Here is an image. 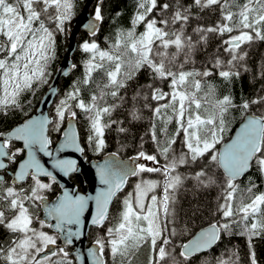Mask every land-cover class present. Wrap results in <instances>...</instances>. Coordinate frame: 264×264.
<instances>
[{
	"label": "snow or ice",
	"instance_id": "obj_1",
	"mask_svg": "<svg viewBox=\"0 0 264 264\" xmlns=\"http://www.w3.org/2000/svg\"><path fill=\"white\" fill-rule=\"evenodd\" d=\"M74 7V0H0V57H3L0 58L3 86L0 115L23 111L24 94H34L35 85L47 83L48 67L55 59V32L66 30V23L75 14ZM193 7L198 12H219L220 19L214 26L197 25L189 34L190 22L196 18ZM103 19L97 7L94 21L102 23ZM49 24L55 26V31ZM131 25L117 33L114 51L101 50L95 42L82 45V50L91 54L83 84L91 85L97 71H103L106 77L105 83L96 85L97 91L89 102L80 97L81 88L73 85V90L67 92L56 107L54 119L31 118L0 140V227L12 237L7 247L0 245V264H77V261L85 264L82 253L73 256L58 239L62 238L64 245L71 246L82 237L83 217L90 202L95 204L91 223L104 227L113 198L124 189L130 177L141 179L135 184L134 192L126 194L118 225L107 229L108 235L114 238L106 241L98 237L95 247L88 250L92 264H109L106 259L109 253L112 264L118 261L132 264L131 258L144 245H148L152 253L149 264H197L201 254L225 236L244 235L251 245L253 237L264 235V191L255 193L258 185L252 183L251 178L245 189L241 190L239 185L240 178L253 168L264 177V111L257 114L252 109V105L264 109V96L238 105L231 95L216 97L215 86L207 80L218 75L230 83L233 78L239 79L242 72L249 71L248 52L243 46L264 42V0H244L243 3L192 0L191 5L181 0L172 3L136 0ZM141 25L143 31L137 33ZM91 27L95 36L96 24ZM210 35H227L222 41L227 58L222 59L221 50L217 49V55L210 61L211 67L200 71L194 67L196 54L206 50ZM143 70L148 71L151 80L145 86L148 91H137L131 96L127 114L129 122L135 123L145 119L144 109L151 112L146 134L155 147V154L144 151L143 143L129 164L118 161L117 154L111 153L109 161L97 165L100 184L104 187L95 197L74 195L65 190L55 203L49 202L46 194L52 192L57 183L53 170L64 176L79 171L77 161L61 158L62 154L66 151L85 153L71 123L63 131V142L55 149L51 132L61 131L66 114L69 120H75L78 113L74 109H79L89 120L87 145L97 153L104 151L106 129L116 124L117 132L129 131L121 126L124 121L112 119V114L125 106L129 100L125 92ZM260 76L264 79V69ZM156 82L167 84L169 91ZM109 98L112 103L108 102ZM150 100L156 104L149 103ZM237 108L246 114L244 123L221 150L217 145L222 144L224 134L230 131L229 114ZM173 122L176 127L170 133L169 125ZM3 136L0 133V137ZM17 141L22 142L21 147L16 146ZM40 154L48 160L42 162ZM158 157H162L163 164ZM139 161L151 162L154 166ZM199 162L222 170L224 202L218 205L217 211L223 222L212 223L194 234L179 246L177 253L172 238L180 233L175 226L169 227L176 221L177 193L189 180L194 182L193 187L203 189L217 184L216 177L203 167L187 175L179 171ZM144 173L161 174L163 184L159 180L143 179ZM157 189H162L161 195L156 194ZM238 192L240 203L234 207ZM245 196L247 203H244ZM37 207L46 209L48 222L34 216L31 209ZM34 220L39 227L33 226ZM234 226L241 231L236 233ZM44 229H52L55 235ZM233 256L237 257L235 261L220 259L217 264H238L237 253ZM250 259L251 264H257L254 251L250 252ZM205 264L209 262L205 260Z\"/></svg>",
	"mask_w": 264,
	"mask_h": 264
},
{
	"label": "trees",
	"instance_id": "obj_2",
	"mask_svg": "<svg viewBox=\"0 0 264 264\" xmlns=\"http://www.w3.org/2000/svg\"><path fill=\"white\" fill-rule=\"evenodd\" d=\"M86 0H74L75 7L73 9L74 16L70 22L66 23V27L68 33L66 31L60 33L55 32V40H57L56 44V52L55 59L51 61L48 67V72L50 75L47 78V83L35 85L34 94L31 92H26L22 97L23 100V111H10L8 115H0V133L10 130L13 126L17 125L29 115H31L41 96L45 92L48 83L50 82L56 67L60 63L62 56L64 54L65 47L67 45L68 34L71 29V23L85 4ZM162 2L172 3L173 0H162ZM181 2L185 5H191L192 0H181ZM244 0H237L236 3H243ZM99 7L101 9V13L104 17L103 22H99L98 31L95 36L92 33L82 32L78 36V46L72 57L74 70L72 73L63 79L60 82L59 93L55 99V102L51 108V116L52 119L55 118V109L59 105L61 99L64 98L65 94L71 90H73V85H77L81 88L80 97L84 99L87 103L90 100V96L97 91L96 85L103 84L106 82V77L103 74V71H97L93 74V82L91 85L85 86L83 84V79L86 74V64L91 59L90 53H85L80 47L81 43L85 42H95L99 45L101 50L104 51H114L113 45L117 38V33L122 29H129L132 27L131 21L133 19L135 8H136V0H102L97 3H93L91 6V13L94 16V12L96 8ZM193 14L196 18L192 19L190 22V26L188 28V33L192 34V28L197 25L203 26H214L216 22L220 19L219 12H213L211 10H205L204 12H198V10L193 7ZM50 29L55 31L54 25ZM54 27V28H53ZM143 31V25H141L137 29V33ZM236 33H233V35ZM227 35L225 36H209V42L207 44L206 50H201L196 54V63L194 67L197 70L203 71L205 67H211L210 61L217 55V49H220V55L222 59L227 58V53L223 52L222 41L227 39ZM195 39V36H194ZM244 50L248 52V58L246 60V64L248 66V72H242V75L239 79L233 78V80L229 83L224 81L218 75H213L208 77L215 78L218 84H221V87L216 89L217 96L223 97L225 95H231L234 98V102L236 104H241L243 101H251L253 99H257L259 97L264 96V79L261 78L260 72L264 69V42H255L251 45H244ZM3 58V57H0ZM107 67V63H105ZM192 67V66H186ZM215 71V70H214ZM150 77L147 70H143L139 73L135 80L130 82L129 88L126 90L125 95L129 98L126 100L125 106L117 109L112 114V119L114 120H122L124 121L123 127L129 129L126 134H122L116 131L117 125L113 124L111 128L106 129L105 131V141L107 147L102 152H95L91 147H89L86 143L87 137L90 134L89 129V120L86 117V114L83 113L79 109H74L77 111L78 116L76 118L77 125L79 129L80 139L83 147H85V157L88 160L100 159L104 155L108 153H116L124 158H132L138 154L141 150L140 145L143 143V150L149 154H155V147L149 139L148 133L150 121L149 117H151V112L147 109H144L145 119L140 122L130 123L128 118V107L130 106V98L137 91L147 92V88L145 87L148 83H150ZM159 86L163 87L165 91H169L167 84H160V82H156ZM0 87L3 88L2 83H0ZM109 103L113 101L109 98ZM143 103V102H141ZM149 103L155 105V101H149ZM252 109L260 114L264 109L261 108L260 105H252ZM246 114L240 108L233 110L229 114V120L234 117L235 122L232 126L230 133L224 137V140H227L231 135L233 129L238 125V123L244 118ZM67 118V114H66ZM105 120L108 117L104 118ZM51 127V126H50ZM176 125L173 122L169 125V132L171 133L175 129ZM63 126L60 132H51V138L53 140V145L60 139L62 136ZM159 134V128H158ZM143 137V140L141 139ZM17 147H21L22 145L18 142H15ZM177 149L180 148V141L178 140ZM218 148V145H217ZM163 164L162 157H158ZM145 162V161H144ZM149 166L151 162H146ZM11 167H16V165H12ZM205 168L206 171L210 172L217 179V184L211 188L203 189L193 187L194 182L189 180L186 181L184 188H182L177 193V203L175 205L176 208V217H180V221L175 222V225L169 224V227L179 226L181 227L179 231L186 230L187 233L184 237L180 239L178 236L173 237V243L176 246L177 253L180 251V245L187 240H189L194 233L202 228L203 226L212 223V222H223V217L217 211L218 205L222 204L223 201V185L224 180L222 177V171L216 169L214 165L207 164L205 162H199L192 167L185 168L182 167L179 171L182 174H192L195 171H199L201 168ZM157 173H144L142 174L143 179H156ZM7 178V177H6ZM249 178H251V182L258 185L256 189H254L255 193H259L264 191V177H261L259 172L253 168L249 174H247L242 180H239L240 189L243 190L246 186L249 185ZM45 179V178H44ZM71 179L74 184L77 185V189L81 192H85L86 185L84 183V179L80 173H74L71 176ZM137 179H141L140 177H135L128 180L125 188L115 197L110 212L109 218L105 221L104 227H91L88 233V241L89 243H95L98 237H103L106 241L110 240L107 229L114 228L115 223H119V216L116 215V209L119 206V198L126 192L129 188L130 184ZM45 182H49L45 179ZM60 186L56 183L53 185V191L47 193L49 200L55 199L60 193ZM240 193L237 194V200L234 204L238 206L240 203ZM248 202V197H244V203ZM34 216L41 217L42 216V207H37L31 209ZM239 217H237L238 219ZM34 225L38 226L39 224L34 220ZM187 225L188 227H185ZM46 231L55 235L51 229H45ZM234 231L236 233L240 232L241 229L234 226ZM11 235L4 229L3 233L0 235V245L7 247L11 242ZM61 240L58 239V243L60 244ZM61 245V244H60ZM171 247V245L169 246ZM67 248V247H66ZM70 250V249H69ZM254 251L256 253L257 264H264V235H259L253 237L251 240V245L249 244L248 238L244 235L233 234L229 236L223 237L211 250L206 251L201 254L199 260H197V264H205V260L209 262V264H217V261L223 259L224 261H235L237 259L236 256H233V253H237L238 255V264H251L250 252ZM106 252H108V248L106 247ZM136 255V253H135ZM134 255V256H135ZM144 257V256H143ZM141 258V257H140ZM146 258V257H144ZM109 264L111 263L110 255L106 256ZM142 260V259H141ZM145 262V261H144ZM144 262L139 261V264H144Z\"/></svg>",
	"mask_w": 264,
	"mask_h": 264
},
{
	"label": "water",
	"instance_id": "obj_3",
	"mask_svg": "<svg viewBox=\"0 0 264 264\" xmlns=\"http://www.w3.org/2000/svg\"><path fill=\"white\" fill-rule=\"evenodd\" d=\"M96 1H98V0H86L85 4L83 5L81 10L77 14L76 18L73 20L72 29L70 30V32L68 34L67 45L65 47L62 59H61L60 63L58 64V66L56 67L55 72H54L50 82L48 83L45 92L41 96L34 112L31 115H29L27 118H25L23 121H21L20 123H18L15 126H13L10 130L3 132L2 134H4V136L0 137V140H2L9 133H11L16 127L20 126L22 123L26 122L27 120H29L31 118H38L40 116H45V117L52 119L51 108H52V106L55 102V99L59 93L60 82L63 79V77L70 75L72 73V71L74 70V67H75L73 64L72 57H73V55L77 49V46H78L77 35L81 31H84L87 33H92L91 25L93 23L96 24L97 28L99 26V22L94 21V16L91 13V6ZM100 1H102V0H100ZM244 120H245V116L238 123V125H236V127L233 129L230 137L227 140L223 141L222 144H220L218 146L219 149L222 150L224 144L231 142V140L234 138L236 133L239 131V129L243 125ZM69 123L72 124V126L75 128V130L79 134V129H78L76 119L75 120H69L67 118L65 120V123H64L63 131L67 129ZM63 131H62V136L59 139V141L55 145H52L53 149L58 147L59 144L63 142ZM79 138H80V134H79ZM17 142L22 145V142H19V141H17ZM80 143H81V140H80ZM81 146L83 147L82 143H81ZM110 154L111 153L103 156L101 159L88 161L87 158L84 156V154L81 155L78 152H72V151L64 152L62 154L61 158H69V159H74L77 161V166H78L79 171L75 172V173H80L82 175V177L84 179V183L86 185V190H85V192L78 191L77 185L74 184L72 179H71V176L74 173H72L68 176H64L62 173H58V172H55V170H53L54 174L57 176V183L59 184V186L61 188V192L59 193V195L54 200H49V202L55 203L56 200L63 195L65 190L69 191L70 193H72L74 195H84V196L95 197L98 194V192L100 191V189L102 187H104L103 185L100 184L99 172H98L97 165H103V164H105L106 161H109L111 159ZM40 156H41L42 162L48 160V158L43 157L42 154H40ZM24 158H26V156ZM117 160L122 161L126 164H129L132 162L131 158H124L118 154H117ZM139 162L144 163V161H139ZM46 167H49V169L52 170L51 166L49 164H46ZM249 172L247 174H249ZM244 177L240 178V180H242ZM114 199H115V197L113 198V201H114ZM113 201H112V203H113ZM112 203L109 206V212H110ZM94 217H95V204L93 202H90L88 210L85 212L84 217H83V227L81 229L83 232L82 237L79 240H74V245H71V246L64 245L63 239L61 238L62 246L72 247L71 254L73 256H76L78 253H82L85 256V264H92V258L90 256H88L87 253H88V250L90 248L95 247V243L89 244V242H88L89 230L91 227L96 226V225H93L91 223V221ZM41 219L48 222L47 217H46V209L44 207H42ZM52 222L54 223V221H52ZM210 224H212V223H210ZM210 224L200 228L199 230H197L195 232V234L199 233L203 229L208 228ZM96 227H98V226H96ZM73 230L75 231V226H73ZM193 236L190 239H192ZM186 242H188V240ZM186 242H184V243H186ZM77 264H79L78 261H77Z\"/></svg>",
	"mask_w": 264,
	"mask_h": 264
},
{
	"label": "rangeland",
	"instance_id": "obj_4",
	"mask_svg": "<svg viewBox=\"0 0 264 264\" xmlns=\"http://www.w3.org/2000/svg\"><path fill=\"white\" fill-rule=\"evenodd\" d=\"M237 0H235V2H236ZM55 27V26H54ZM53 27V28H54ZM56 44H57V40H56V42H55V46H56ZM84 43H81L80 44V47H82V45H83ZM56 48V47H55ZM209 82H211L214 86H215V88L216 89H218V87H221V84H218L217 82H216V79L215 78H210L209 80H208ZM2 90H3V88H1L0 87V95H2ZM215 95H216V97H218L217 96V92L215 93ZM219 98H222V97H219ZM161 103H163V102H161ZM234 122H235V118L234 117H232L230 120H229V123H228V127H229V129H230V131H231V129H232V126H233V124H234ZM230 131H228V132H226L225 134H224V137L225 136H227L229 133H230ZM148 180V179H147ZM156 180V179H155ZM138 182H140V179H137V180H135L134 182H132V184H130V186H129V188L126 190V192L124 193V194H122V196L119 198V206L117 207V209H116V215H117V217L119 216V221H120V218H121V213H122V211H123V200L126 198V194H128V193H133L134 192V186H135V184L136 183H138ZM161 191H162V189H157V191H156V194L157 195H161ZM180 217H176V221L175 222H178L179 223V221H180V219H179ZM115 225V227L118 225V223H115L114 224ZM33 226H35V225H33ZM35 227H39V225L38 226H35ZM115 227L113 228V229H115ZM45 230V229H44ZM46 231V230H45ZM178 233H180L179 235H178V238L180 239L181 237H184V235H186V233H187V231L186 230H184V231H179ZM49 234H52V233H50L49 232ZM112 238H114V237H112ZM112 238H110V239H112ZM109 255H110V253H109ZM151 255H152V253H151V251H150V248H149V246L148 245H144L138 252H136V255L135 256H133L131 259H132V264H139V261H145L144 262V264H149V260H150V258H151ZM146 257V258H144V257ZM141 257V258H140ZM110 259H111V256H110ZM142 259V260H141ZM111 263H112V260H111ZM117 264H119V261L117 262Z\"/></svg>",
	"mask_w": 264,
	"mask_h": 264
},
{
	"label": "flooded vegetation",
	"instance_id": "obj_5",
	"mask_svg": "<svg viewBox=\"0 0 264 264\" xmlns=\"http://www.w3.org/2000/svg\"><path fill=\"white\" fill-rule=\"evenodd\" d=\"M97 3L99 2V0L98 1H96ZM73 23V22H72ZM72 23H71V25H72ZM51 27L53 26L52 24H49ZM65 28H66V30H67V27L65 26ZM71 29H72V26H71ZM70 29V30H71ZM65 30V31H66ZM67 33H68V31H66ZM70 32V31H69ZM82 32H84V31H81V32H79V34L80 33H82ZM79 34L77 35V38H78V36H79ZM77 41H78V39H77ZM162 164V163H161ZM145 180H147V179H145ZM156 180H159L160 182H161V185L163 184V180H164V178H163V176L161 175V174H159V173H157V176H156ZM161 193H162V191H161ZM40 219H41V217H39ZM176 228H177V230H179L181 227H179V226H175ZM3 231H4V229L2 228V227H0V235L3 233ZM62 242H60V244H61ZM67 247V246H66ZM68 249H70V252H72V247H67Z\"/></svg>",
	"mask_w": 264,
	"mask_h": 264
},
{
	"label": "bare ground",
	"instance_id": "obj_6",
	"mask_svg": "<svg viewBox=\"0 0 264 264\" xmlns=\"http://www.w3.org/2000/svg\"><path fill=\"white\" fill-rule=\"evenodd\" d=\"M95 13V12H94ZM72 26V25H71ZM85 33V32H84ZM88 34V33H87Z\"/></svg>",
	"mask_w": 264,
	"mask_h": 264
}]
</instances>
